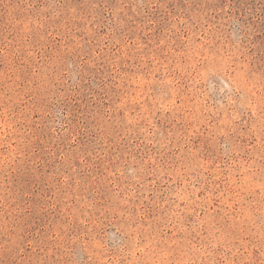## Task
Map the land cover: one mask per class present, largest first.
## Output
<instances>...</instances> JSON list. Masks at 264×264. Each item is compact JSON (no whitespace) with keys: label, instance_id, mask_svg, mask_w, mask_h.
I'll return each mask as SVG.
<instances>
[{"label":"rangeland","instance_id":"obj_1","mask_svg":"<svg viewBox=\"0 0 264 264\" xmlns=\"http://www.w3.org/2000/svg\"><path fill=\"white\" fill-rule=\"evenodd\" d=\"M0 264H264V0H0Z\"/></svg>","mask_w":264,"mask_h":264}]
</instances>
